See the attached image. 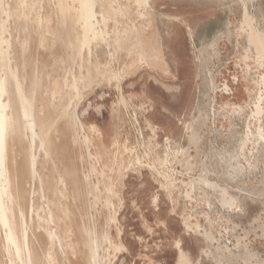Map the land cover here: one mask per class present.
<instances>
[{
    "label": "rangeland",
    "instance_id": "1",
    "mask_svg": "<svg viewBox=\"0 0 264 264\" xmlns=\"http://www.w3.org/2000/svg\"><path fill=\"white\" fill-rule=\"evenodd\" d=\"M55 1L59 11L65 9L67 0ZM234 1L244 5V13L241 19L233 21L229 33L234 37L247 34L249 40L248 32L238 30L239 24L247 20L251 36L259 33L263 37L246 7L252 0ZM16 2L8 0L5 7L14 9ZM130 2L123 3L129 6ZM53 3L54 0H23L22 18L11 15L9 27L15 39L12 62L17 73L25 76L28 104L44 107V116L33 134L42 177L44 172L53 171L50 181L54 184L59 170L75 193L74 236L80 244L75 254L69 249L67 257L57 250L58 263L95 264L97 245L98 264H181L179 249L186 255L187 264H264V113L262 136L257 132V122L251 118L257 92L261 87L264 90L258 78L263 68L251 62L253 72L246 74L249 83L240 79L245 87L239 89L244 91V98L236 101L234 95L220 92L218 82L227 75L226 69L233 74L237 63L245 67L243 57L239 56L238 61L236 56L215 58L218 64L211 71L205 59L198 56L195 107L186 111L180 122L169 120L157 110L147 115L153 121H144V106L149 102L144 99V65L150 70L149 79L154 81L157 75L153 72L158 65L147 62L136 45L141 29L134 34L117 35L113 60L106 55L103 44L97 48V57L86 54V48L79 56L77 27L72 31L70 20L63 26L60 13L54 19ZM139 4L144 6L143 2ZM45 19L52 23L55 34H60V41H50L53 38L45 31ZM124 27L128 33L132 31L129 24ZM28 37L30 48L23 53L22 43ZM156 53L158 64L163 65ZM227 60L231 62L222 69L220 63ZM132 71L137 72L131 74ZM2 73L15 104L5 56ZM70 73L77 78L65 90ZM85 76L91 80L87 78L84 83ZM167 76L174 83L168 88L173 91L178 77ZM179 76L189 75L184 72ZM252 86L255 94L244 104ZM147 87L154 101L167 104L158 86L149 82ZM233 91L236 95L238 90ZM47 93H57L60 98L56 112L48 106ZM177 103L181 110H187V88ZM236 104L242 105V109ZM61 111L69 112V121ZM78 117L91 140L90 150L99 159L97 194L101 201L96 209L89 208L91 197L84 181L90 160L79 139L77 144L72 142L76 133L73 123ZM52 118L58 121L59 132L57 144L50 145ZM247 126L252 135L242 153ZM19 139L21 144L16 145L21 155H17V175L13 174V179L20 203L28 211L30 139L24 133L19 134ZM52 160L56 161L55 170L43 162ZM97 175L93 177L96 181ZM39 230L34 221L30 245L34 263L46 264L43 251L47 243ZM2 236L0 229V263L11 264Z\"/></svg>",
    "mask_w": 264,
    "mask_h": 264
},
{
    "label": "bare ground",
    "instance_id": "2",
    "mask_svg": "<svg viewBox=\"0 0 264 264\" xmlns=\"http://www.w3.org/2000/svg\"><path fill=\"white\" fill-rule=\"evenodd\" d=\"M17 1L18 3H14V9L12 7L7 9L5 7V3H8V0H0V229L4 235V237L2 236L4 245L6 246V250H4L7 252L9 257V263L35 264V255L30 245V232H32L31 228L35 221L37 227L43 232L47 243V246L43 251L45 263L59 264L57 260V250L67 257L68 250L71 249L72 253L75 254L77 245L80 244L77 240L79 238L77 237L76 239L74 236L76 228L74 226L75 218L72 215V206L75 201V193L69 189L66 178L59 170L57 179H54L56 182L51 184V172L53 171L50 172L48 170V172H44L42 177L41 170L39 168L41 163L40 154L39 152H36L33 134L36 133V128L41 123V119L44 116V107L43 104L41 107L29 106L26 93L27 87L25 76L21 77L17 73L12 62V57L15 56V39L11 34L9 19L11 15L21 18L23 15L20 11V4L23 0ZM102 1L103 0H67L65 9L59 11L60 9L54 0L53 14L55 19L60 13L62 19L61 24L63 26H65L70 20L72 31H75L74 29L77 27L76 33L79 35V37H77L79 42V56L83 55V50L86 48V54L92 57H97V48L100 44H103L106 48V55L110 60H113L114 46L116 45V41L119 40L117 35L134 34L139 31V29H141L144 33V10L126 9L124 7L125 4H122L120 0H107L109 1L107 5H102ZM26 9L27 11L29 10L28 5L26 6ZM48 20L45 19L44 25L46 33L53 38V40L50 39V41H60V34H55L56 30L52 27V23H49ZM124 24L132 26V31L130 33L127 32ZM246 24L247 20L240 23L239 31H246L249 33V40L251 41V45L254 47L256 54L253 55L250 51H246L243 55L242 59L245 63V71H250L252 69V61L258 64L261 68H263V71H261L258 75V78L260 83L264 84V38L259 33H256L252 37V31L246 27ZM25 30L28 31V28H25ZM137 39L139 40L136 45L142 52L143 58H145L147 62L151 63V48L148 45L144 46V39L136 38V40ZM29 48L30 44L28 37L22 43V52L25 53ZM3 56L7 57V60L9 61V74L11 76L12 89L15 95V104L12 103L10 99L7 80L5 75L2 73ZM62 62L64 63L65 59H62ZM225 71L227 75L222 77L220 80L221 82L225 81V83H228L227 85H231L232 83L238 84V82L243 83L237 73L231 74L228 69ZM76 78L77 76L73 73H70V76H67L65 81V90L70 87V81ZM87 78L91 80L90 77L85 76L83 79L84 83ZM56 90L58 91V89ZM51 93L54 92L52 91ZM51 93H47V100L49 103L48 106L56 112V109L60 104V98L57 95L58 92L56 94ZM263 104L264 90L261 87L259 89L257 99L254 102V110L262 111L264 108ZM62 111L64 110L62 109ZM62 111L61 115L67 117V120L69 121V112L63 113ZM74 124L76 128V137L74 134L72 142L77 144V139H79L80 144L86 149L87 158L90 160L89 169L84 173V181L87 188L86 192L88 196L92 198L89 199V208L96 209L97 205L101 201L97 194V191L99 192L100 184L97 175V162L99 163V159L97 155H94L90 150L91 140L85 134L83 124L79 117L75 120L73 125ZM67 126L69 127V122H67ZM258 129L259 128H257V130ZM249 131L250 129H248L247 133H249ZM49 132V144H57L59 129L56 118H52ZM20 133L26 134L30 139V147L28 150L29 162L27 167L29 177V197L27 199L28 211H26L20 203L19 193L15 190L16 185H14L13 179V174L17 175V172L14 171L17 166V155L19 156L20 152H18V149H20V147L16 145V142L21 144L19 139ZM250 152H252V149ZM43 162L46 164V167L49 163V165L52 166L51 170L56 169L55 160ZM96 175L97 181L93 178ZM108 204L109 200H106L105 206H108ZM235 205H239L238 199L235 201ZM104 238L106 237L104 236ZM95 247L97 259L95 260V264H98L99 250L97 245ZM179 252L181 264H187L188 259L186 255L181 249H179Z\"/></svg>",
    "mask_w": 264,
    "mask_h": 264
},
{
    "label": "crops",
    "instance_id": "3",
    "mask_svg": "<svg viewBox=\"0 0 264 264\" xmlns=\"http://www.w3.org/2000/svg\"><path fill=\"white\" fill-rule=\"evenodd\" d=\"M120 1L122 4H124L123 2L132 1L129 6H124L126 9L144 10V33L142 32L139 38L144 39V46L148 45L151 48V63L158 65L153 72L157 75V81L149 79L150 70H147L144 65V99L148 98L149 101L144 106L146 107L144 121H153L147 115L151 111L157 110L165 114L169 120H178L180 122L186 111H190L191 108L195 107L198 56L205 59V64L212 71L214 66L218 64V62H214L215 58L227 59L236 56L238 61L239 56L243 57L248 50L253 55L256 54L254 47L248 40L247 34L234 37L229 33L233 21L237 17L241 19L244 13V5H236L238 3H235L234 0ZM141 2L144 3V6L139 4ZM246 7L249 14H253L254 23L260 28L259 31L262 32L264 38V0H252ZM239 29L240 24L238 26ZM155 50L163 59V65L158 64ZM230 62L227 60L220 63L221 68H225ZM236 66V73L240 76V79L249 83L246 79V74L253 72V70L245 71V67L241 66V63H237ZM258 67L260 66L258 65ZM134 72L137 71H132L131 74H134ZM184 72L188 73L189 76L187 78L179 76ZM167 75H174V78L175 76L178 77L175 81L177 83L176 89H173V91L168 89L174 83ZM149 82H152L154 86H158L163 91L167 98V104H160L153 100V96L148 92L147 84ZM218 83V89L221 93L234 95L236 101H240L241 97L244 98V91L239 90L242 86L243 89L245 88L243 83L237 88L236 84H233L234 87H232V84L227 85L228 83H225V81H219ZM186 88L188 89V108L187 110H181L177 102H180L182 93ZM234 88L238 90L236 95L233 91ZM254 94L255 91L252 86L249 94L243 100L244 104ZM236 106L238 109H242V105L236 104ZM253 107L254 103L251 108V118L257 122L256 129L259 128L257 132L262 136L261 116H263L264 108L262 111H255ZM248 129H250L249 133H247ZM251 135V128L247 126L245 141L241 147L242 153H244L245 146L249 145Z\"/></svg>",
    "mask_w": 264,
    "mask_h": 264
}]
</instances>
